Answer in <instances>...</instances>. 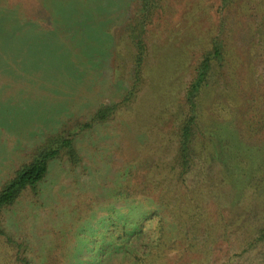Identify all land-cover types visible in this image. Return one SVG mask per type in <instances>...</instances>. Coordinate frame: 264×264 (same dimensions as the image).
<instances>
[{"label": "trees", "instance_id": "trees-1", "mask_svg": "<svg viewBox=\"0 0 264 264\" xmlns=\"http://www.w3.org/2000/svg\"><path fill=\"white\" fill-rule=\"evenodd\" d=\"M153 7L154 0H142L133 16L137 22L132 25L136 54L131 83L113 87L111 101L95 102L89 110L82 109L88 100L70 104L56 117L31 127L14 146H9L13 142L4 131L13 125H0V264H233L234 256L264 242V219L246 226L251 220L249 207L257 200L250 195V186L234 206L242 212L237 214L217 210L213 201L221 174L208 182L210 192L206 183L191 186L187 181L199 119L198 98L214 61L223 57L222 44L214 40L203 54L185 94V117L176 133L169 132L155 120L160 103L143 84L144 33ZM12 9L7 14L15 16ZM80 11V5L74 6L52 31L41 30V50L54 45L48 39L54 30L64 33L57 44L62 54L51 49L53 68L47 81L59 71L62 83H67L64 77L69 75L91 84L94 70L80 38L82 27L76 18ZM20 23L18 31L26 28L24 20ZM66 32L80 35L70 40ZM4 34L0 32V38ZM16 64L41 63L35 53L19 49ZM3 86L0 81V91ZM47 97H56L55 91ZM2 100L0 104H7ZM85 143L95 148L108 167L98 164L100 172L93 175L100 176L95 177L98 182L93 189L99 191L94 199L74 192L78 177L92 174L95 168L85 160ZM56 170L60 180L72 178L54 194L53 185L60 181L52 177ZM38 210L58 217V228L41 237H35L40 233L35 218L31 229L27 228ZM239 239L243 240L235 244ZM234 249L237 252L232 254Z\"/></svg>", "mask_w": 264, "mask_h": 264}, {"label": "rangeland", "instance_id": "rangeland-1", "mask_svg": "<svg viewBox=\"0 0 264 264\" xmlns=\"http://www.w3.org/2000/svg\"><path fill=\"white\" fill-rule=\"evenodd\" d=\"M141 4L142 0H3L0 32L5 34L0 38V81L5 86L0 99L7 104H0V125H13L4 130L13 142L9 146L17 145L27 130L56 117L68 105L88 100L82 109L89 110L95 102L111 101L113 87L131 83L136 54L132 28L137 22L133 16ZM77 5L81 9L76 14L82 27L80 38L86 46L89 67L94 70L91 84L69 75L64 77L67 83H62L59 71L47 81L49 68H53L49 64L51 49L62 54L57 44L64 33L54 30L48 37L53 48L43 51L41 30L52 31L57 21ZM153 8L144 33L147 52L143 84L160 103L155 120L169 132L176 133L185 117V94L203 54L212 48L214 40L222 44L223 57L214 61L198 98L199 119L187 181L191 186L206 183L207 191L208 182L221 174L213 201L217 210L237 214L242 212L234 206L250 186V195L257 200L249 207L251 220L246 226L254 225L264 219V0H154ZM11 9L15 16L7 14ZM22 20L26 28L18 31ZM67 34L70 40L80 35ZM19 49L28 55L35 53L41 64H16ZM53 91L56 97H47ZM86 145L85 160L95 168L92 174L78 177L74 192L81 198L88 195L94 199L99 191L93 189L98 182L95 177L100 176L93 175L100 172L98 164L108 167L95 154V148ZM52 177L60 180L58 170ZM70 178L65 176L56 182L54 194ZM38 212L27 223L31 229L30 224L34 218L37 220L35 228L40 233L35 237L58 228L57 216L47 210ZM242 240L234 241L240 244ZM236 252L234 249L232 254ZM233 264H264V242L234 256Z\"/></svg>", "mask_w": 264, "mask_h": 264}]
</instances>
